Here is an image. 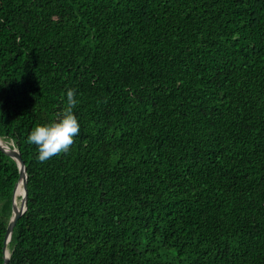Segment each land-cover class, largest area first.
Segmentation results:
<instances>
[{
    "label": "trees",
    "instance_id": "obj_1",
    "mask_svg": "<svg viewBox=\"0 0 264 264\" xmlns=\"http://www.w3.org/2000/svg\"><path fill=\"white\" fill-rule=\"evenodd\" d=\"M0 136L8 264H264V0H0Z\"/></svg>",
    "mask_w": 264,
    "mask_h": 264
},
{
    "label": "clouds",
    "instance_id": "obj_2",
    "mask_svg": "<svg viewBox=\"0 0 264 264\" xmlns=\"http://www.w3.org/2000/svg\"><path fill=\"white\" fill-rule=\"evenodd\" d=\"M75 97V90H68V106L64 114L49 123L36 124L28 134L27 142L36 147L39 162L43 163L61 153L69 152L74 137L80 133V124L73 111L78 103Z\"/></svg>",
    "mask_w": 264,
    "mask_h": 264
},
{
    "label": "water",
    "instance_id": "obj_3",
    "mask_svg": "<svg viewBox=\"0 0 264 264\" xmlns=\"http://www.w3.org/2000/svg\"><path fill=\"white\" fill-rule=\"evenodd\" d=\"M0 138H2V137L0 136ZM0 150H2L8 156H10L12 159H14L16 164H17V167H18V180H17V182L13 188V193H12L11 216L9 218V221H8V224L6 227V232H5V236H4V240H3V248H2L3 258H4L3 264H8L10 252H9V255H6V253H5L6 248L8 246V241L11 238L13 227L15 226L17 220L26 210L27 193H28V190H27V172H26L25 163L21 157V154H20L19 150L17 149V147L13 144V142L10 141V142H8V144H4V143L0 142ZM19 183H21L23 191H22V194L20 196L19 204H16L14 195H15V190L17 188V185Z\"/></svg>",
    "mask_w": 264,
    "mask_h": 264
},
{
    "label": "bare ground",
    "instance_id": "obj_4",
    "mask_svg": "<svg viewBox=\"0 0 264 264\" xmlns=\"http://www.w3.org/2000/svg\"><path fill=\"white\" fill-rule=\"evenodd\" d=\"M0 142L1 143H4V144H8V142H6V141H4L2 138H0ZM22 191H23V189H22V185H21V183H19L18 185H17V188H16V190H15V195H14V198H15V202H16V204H19V202H18V199L20 200V196H21V194H22ZM8 243H9V241H8ZM9 248H8V246H7V248H6V251H5V253H6V255H9Z\"/></svg>",
    "mask_w": 264,
    "mask_h": 264
},
{
    "label": "rangeland",
    "instance_id": "obj_5",
    "mask_svg": "<svg viewBox=\"0 0 264 264\" xmlns=\"http://www.w3.org/2000/svg\"><path fill=\"white\" fill-rule=\"evenodd\" d=\"M18 202H19V199H18Z\"/></svg>",
    "mask_w": 264,
    "mask_h": 264
}]
</instances>
